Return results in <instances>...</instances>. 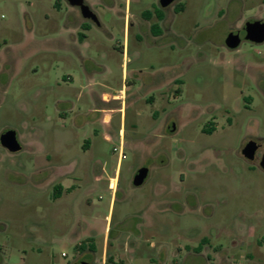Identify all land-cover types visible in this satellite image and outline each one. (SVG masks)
<instances>
[{
  "label": "rangeland",
  "instance_id": "374dc122",
  "mask_svg": "<svg viewBox=\"0 0 264 264\" xmlns=\"http://www.w3.org/2000/svg\"><path fill=\"white\" fill-rule=\"evenodd\" d=\"M85 3L108 32H86L91 22L66 0H0V137L14 131L22 147L0 144V264H91L95 243L103 258L104 216L108 261L127 264L129 244L142 264L163 263L170 248L182 264H264V43L245 41L246 24L264 22V0H178L159 8L160 23L159 0ZM68 20L88 45L70 46ZM231 33L237 50L226 47ZM104 66L107 88L95 91L107 95L94 100L83 70ZM124 86L134 89L125 96ZM250 141L260 145L253 162L242 155ZM141 169L148 178L135 187ZM62 184L79 189L56 200ZM83 215L102 220L83 230Z\"/></svg>",
  "mask_w": 264,
  "mask_h": 264
},
{
  "label": "crops",
  "instance_id": "0c3cea01",
  "mask_svg": "<svg viewBox=\"0 0 264 264\" xmlns=\"http://www.w3.org/2000/svg\"><path fill=\"white\" fill-rule=\"evenodd\" d=\"M86 1V0H85ZM68 3V2H67ZM69 4V3H68ZM86 4V3H85ZM70 5V4H69ZM87 5V4H86ZM71 6V5H70ZM88 6V5H87ZM72 7V6H71ZM72 8H77V7H72ZM90 8V7H89ZM77 9H79V8H77ZM91 9V8H90ZM80 10V9H79ZM92 11V10H91ZM93 12V11H92ZM80 13H81V11H80ZM94 13V12H93ZM95 14V13H94ZM81 16H82V14H81ZM83 17V16H82ZM84 19V18H83ZM86 20V19H85ZM91 23H88V25H87V29L88 30H86V32H88V33H91V32H93L94 30H105L106 32H108V30H107V28H106V26H105V24H104V22L101 20V19H98V24H96V23H94V22H92V21H90ZM255 22H257V21H255ZM264 23V22H263ZM134 27V25H133V23H131V21H129V19H126V25H125V35H126V38H125V53H128V40H129V33H130V30L132 29ZM64 30H65V38L66 37H71L72 38V40H71V42H69L70 43V46L71 47H73L74 46V44H77L78 46H81V45H83V46H86V45H88V36L87 35H85V34H82V35H84V39H83V41L81 42L80 40H79V35L81 34V33H79L78 31H77V29L73 26V24L71 23V22H69V20H68V22L65 24V28H64ZM76 35H78V40L79 41H77L76 40ZM79 42H81L82 44H80L79 45ZM82 47V46H81ZM126 48H127V50H126ZM90 55H85V57H83V55L81 54V53H78V57H80V59H82L83 61H86V62H89L90 64H93L94 66H96L95 65V61L92 59V58H90L89 57ZM104 58H106L107 56L105 55V54H103L102 55ZM123 61H124V63L122 64L123 65V70H124V73H125V75H127L128 74V67H129V65L132 63V59L131 58H129V57H127V55L125 54V57H124V59H123ZM102 68V69H101ZM100 68V70H99V72H91V71H88L87 69H84L83 71H84V73L86 74V77H87V81H88V83H89V88L91 89L90 90V94H91V96H92V98L94 99V100H96L97 99V97L98 98H100V100L101 101H103L104 99H105V97H104V95H107V93H102L100 96H98V94H96V91H95V87H100V88H107V85L106 84H104V80L107 78L108 79V77L112 74V70L109 68V67H106V66H104V67H101ZM171 67H168V68H165V70H169ZM173 68V67H172ZM136 73V71H132V74L134 75ZM165 74V73H164ZM151 78H154L153 76H150ZM100 79V80H99ZM161 87V86H160ZM134 88H133V86H124L123 87V91H124V94H125V96H126V94H127V92L128 91H132ZM100 111V110H99ZM96 113V112H98V109L96 110V111H92V113ZM106 115H105V117L106 118H108V110H105V112H104ZM100 119L101 120H103V118H101L100 117ZM123 118H122V122H123ZM105 126H107V125H105ZM215 131V130H214ZM213 131V132H214ZM212 132V133H213ZM212 133L210 134V135H212ZM124 130L122 129L121 130V134H120V139H121V136L124 138ZM125 140V139H124ZM125 142V141H124ZM92 150V143H90L88 146H86V152L85 153H88V152H90ZM119 162H120V160H119ZM75 172V170L74 171H72V173H74ZM102 172H104V168L102 167V171H101V174H102ZM96 178H100V175H96ZM75 183H77V180L75 181ZM116 185H117V181H116V179H114V184H113V188L111 189V191H110V193H111V196H110V200H109V208L110 209H112V207L114 206V204H115V201H116V195H117V187H116ZM59 186H61L62 187V190H63V192H61V195H60V197L58 198V199H56V200H59V199H62L63 198V196L65 195V194H67V195H69V196H73V195H75L76 193H77V190L79 189V186H77L76 184H71L70 186H65V185H59ZM94 189H96V187L94 186ZM89 193L87 192H85L83 195H82V197L84 198V200H86L87 201V203H88V206L89 207H92V201L89 199ZM92 219V221L93 222H97V220L99 219V220H102L101 219V216L100 215H97L94 219L93 218H90V217H88L87 215H83V216H80L79 217V219H78V221H77V227L78 228H83V230L84 229H89L90 228V223H91V220ZM104 221H105V223H106V228L104 229V233H105V243H104V248H103V258H97V255H98V250H97V245H96V243H95V246H94V248H95V251H94V255H95V258H93V260H92V262H91V264H118V263H116L115 262V260H112V256H111V258H110V261H108L107 260V257H108V255H109V250H110V248H112L113 250L115 249V246L113 245V244H109V242H110V236H111V233H113V229H112V220L110 219V217L109 216H104ZM89 221H90V223H89ZM117 227H119V225H117ZM119 237H120V234H118V235H116V236H114V238L112 239V241L114 242V241H118L119 240ZM89 238H91V239H93L94 241H95V238L94 237H89ZM80 243V242H79ZM127 246V245H126ZM122 247L120 250L125 254V255H128V256H130V258H127V264H142L137 258H135L134 257V249H131V247L129 246V244H128V246L127 247ZM163 251L164 250H162V251H160V254H159V256H161L162 254H163ZM173 250H172V248H170L168 251H167V258L166 259H164V261H163V263L161 262V264H182V262L180 261V262H178V261H176L175 260V258L177 257L176 256V254H173ZM179 253H182V250L180 249L179 250ZM162 257H165V256H162ZM161 258V257H160ZM188 258V257H187ZM172 259H174L173 261H172ZM184 260H185V258H184ZM126 262V261H125ZM123 264H126V263H123ZM152 264H156V262H153Z\"/></svg>",
  "mask_w": 264,
  "mask_h": 264
},
{
  "label": "water",
  "instance_id": "95a60500",
  "mask_svg": "<svg viewBox=\"0 0 264 264\" xmlns=\"http://www.w3.org/2000/svg\"><path fill=\"white\" fill-rule=\"evenodd\" d=\"M72 7H77L80 9L81 14L84 19L92 21L98 24L97 16L91 11L89 6L85 4V0H66ZM178 0H161V7L168 8L173 3ZM245 41L253 44H263L264 43V23L257 21L252 23H247L245 26ZM242 43V39L239 34H229L225 44L230 50H237ZM0 144L2 147L7 149L11 153H17L22 150L21 145L18 142L17 135L14 131H8L0 137ZM259 150V146L256 142L250 141L243 149V157L250 162H253L256 158V153ZM260 168L264 171V153L260 161ZM149 171L147 169H141L134 179V186L141 187L144 185L146 179L148 178ZM88 264V263H82Z\"/></svg>",
  "mask_w": 264,
  "mask_h": 264
},
{
  "label": "trees",
  "instance_id": "16d2710c",
  "mask_svg": "<svg viewBox=\"0 0 264 264\" xmlns=\"http://www.w3.org/2000/svg\"><path fill=\"white\" fill-rule=\"evenodd\" d=\"M143 16H144V18H145L146 20H150V18H151V13H148V12H147V13H144ZM163 20H164V19H163V15L161 14V15L159 16L158 22L160 23V22H162ZM85 29L88 30L87 27H86ZM151 30H152V33L154 34V36H156V37H159V36L162 35V30H161L160 25H159L158 23L152 25ZM83 39H84V35L80 34V35H79V40L82 42ZM213 131H214V129H210V131H208V133L211 134ZM61 191H62V187H61V186H57V187L55 188V194H54L55 199H58V198L60 197V195H61ZM80 249H81L82 251H85V250H86L85 243H82V244H81V248H80ZM90 249H91L92 252L95 251L94 246H91ZM199 251H200V250H199Z\"/></svg>",
  "mask_w": 264,
  "mask_h": 264
},
{
  "label": "built area",
  "instance_id": "2783aa9c",
  "mask_svg": "<svg viewBox=\"0 0 264 264\" xmlns=\"http://www.w3.org/2000/svg\"><path fill=\"white\" fill-rule=\"evenodd\" d=\"M124 148H125V142H124V138L121 136V142H120V148H114L113 152L114 153H119V160H123L125 158V154H124Z\"/></svg>",
  "mask_w": 264,
  "mask_h": 264
},
{
  "label": "flooded vegetation",
  "instance_id": "af4514ba",
  "mask_svg": "<svg viewBox=\"0 0 264 264\" xmlns=\"http://www.w3.org/2000/svg\"><path fill=\"white\" fill-rule=\"evenodd\" d=\"M160 7H161V0H159L158 6L157 7H154L155 8V10H154V17H156L157 19H159V16L161 15V11H159V8ZM162 9H167V8H162ZM163 19H164V15H163ZM258 146L260 148V145L259 144H258Z\"/></svg>",
  "mask_w": 264,
  "mask_h": 264
}]
</instances>
